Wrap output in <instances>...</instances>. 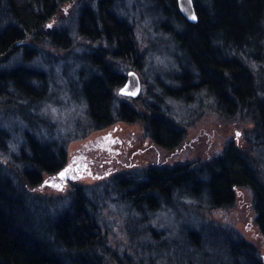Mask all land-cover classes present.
<instances>
[{
	"label": "trees",
	"instance_id": "1",
	"mask_svg": "<svg viewBox=\"0 0 264 264\" xmlns=\"http://www.w3.org/2000/svg\"><path fill=\"white\" fill-rule=\"evenodd\" d=\"M119 1L82 0L77 36L70 38L69 28L60 24L74 0H0V117H15L20 126H29L22 136L27 151H11L14 139L0 126V264H107L111 253L100 212L86 188L52 197L36 190L45 175L62 170L67 153L64 141H43L42 130L49 129L39 108L52 95L45 96L44 72L27 65L45 45L64 54L74 47L85 49L71 61L76 73L69 80H77L70 89L81 91L74 97L83 101L89 130L117 121L140 122L153 143L176 148L183 143L182 125L191 123L190 115H185L187 110L176 114L167 100L185 110L199 104L200 95L212 100L221 116L247 120L254 136L251 140L246 135L249 148L230 142L205 163L122 173L107 184L132 210L141 211L145 201L150 213L155 211L154 198L160 197L158 203L165 207L174 190L186 193L192 207L218 208L230 207L239 190L248 189L264 244V170L249 158L250 149H264V0H192L195 23L182 16L177 0H136L130 9L140 12L132 18L123 14ZM142 15L170 38L166 57L176 67L166 83H158L159 93L150 89L149 100L143 99L139 108L138 99L125 101L117 92L126 79L119 72L120 62L133 58L134 68L140 69L147 58L133 32V20ZM16 53L19 62L7 66ZM34 79L41 82L39 89L32 88ZM194 224L193 239L185 241L193 251L181 257L184 264H264V251L252 242L215 224L202 227L199 219ZM206 242L211 243L206 247Z\"/></svg>",
	"mask_w": 264,
	"mask_h": 264
},
{
	"label": "rangeland",
	"instance_id": "2",
	"mask_svg": "<svg viewBox=\"0 0 264 264\" xmlns=\"http://www.w3.org/2000/svg\"><path fill=\"white\" fill-rule=\"evenodd\" d=\"M81 1L74 0L75 3L72 7H66V17L60 24L69 28L70 38L77 36V10ZM124 1L118 2L123 14L132 18L135 13L138 17L139 8L135 7L136 10H131L136 0ZM143 15L133 20L137 21L133 32L136 43L147 58L140 64V69L134 68L133 58H129V63L121 61V70L119 71L125 75L129 70H134L140 77L141 91L137 96L136 107H139L143 99L149 100L150 89L159 93L158 83H166V77L176 67L171 62L172 58L166 57L171 53L167 51L170 38L161 34L158 31V26L155 27L152 21L144 19L146 15L144 17ZM49 25L54 29L57 24ZM39 48L37 56L31 59L27 65L44 72L47 81L45 96L52 95L51 100L48 103H43L40 106L41 109L39 108L40 114L46 118L44 127L49 129L42 130L43 141L46 143L51 140L64 141L70 161L80 154L86 162H89L91 173L82 176L75 184H79L78 189L86 188L88 190L91 201L97 205L96 209L100 212L97 214L99 223L102 231L107 235L108 245L111 248L107 264H184V259L181 257H186V255L188 257L193 251V246L185 245V241L193 239L190 232L196 229L194 223L197 219L205 224L202 227L215 224V226L229 230L231 236L238 235L264 251V244L260 238V227L256 222V212L252 205L253 196L248 189L241 188L239 196L230 207H192L191 201L187 197L184 198L186 193H180L175 212L168 209L171 208L170 204L165 205L166 210L160 206L157 207V201L153 200L155 211L150 213L145 210L146 205L143 203L145 201L140 206L141 211L135 212L123 200H118L114 194L115 190L111 189V185H108L109 181L118 174L129 175L131 172H139L140 168L154 163L170 165L184 162L205 163L209 159L217 157L230 142L242 149L249 148L246 135H249L251 140H254V136L250 131L253 127L247 120H244L240 115L221 116L214 111L213 101L200 95L199 104L195 103L185 110L182 105L173 102L172 99L167 100L169 108H173L176 114L182 116L187 110L185 115L188 113L190 115L188 119L191 121L187 124L184 123L185 119L182 120L183 130H185L183 143L171 150L156 146L146 135L140 122L126 124L117 121L105 129L89 130L88 127L85 128L83 101L74 97L75 94L80 96L81 91L73 92L71 91L73 88L70 89L72 84L76 86L77 80H74L75 77L72 83L69 80L71 73H76L75 64L72 65L71 61L76 56L79 57L83 54L85 49L82 46L74 47V50H71L69 54H64V51L53 49L50 45ZM168 50H171V46ZM59 55L60 57L66 56L60 58ZM19 56V53L12 55L6 65L13 66L15 62H19L17 59ZM258 80L262 82V80ZM31 82L33 83L32 88L39 89L41 87L39 80L34 79ZM119 96L122 100H128L126 97ZM75 121H79V124ZM76 125H78L77 128ZM0 126L6 128L10 138L14 139L15 143L11 146V151H17L20 147L23 151L29 149L22 137L23 129L26 130L29 126L28 128L20 126L17 118L8 116L0 117ZM108 139H113V141ZM257 140L259 138L255 139V141ZM249 158L254 160L259 171L264 170V149H260L259 146L250 149ZM106 174L107 178H105ZM45 179H47L46 175L43 180ZM51 179H55V177H50L47 180ZM98 186L104 189H98ZM54 187L57 186L52 184L50 189L46 191L41 189V191L52 197L74 190L70 186L64 187L62 191ZM206 230L208 229L202 230L203 236L208 232ZM200 242L202 243V241ZM210 243L203 244L207 247Z\"/></svg>",
	"mask_w": 264,
	"mask_h": 264
},
{
	"label": "flooded vegetation",
	"instance_id": "3",
	"mask_svg": "<svg viewBox=\"0 0 264 264\" xmlns=\"http://www.w3.org/2000/svg\"><path fill=\"white\" fill-rule=\"evenodd\" d=\"M128 99H130V98H128ZM135 99H137V98H135ZM108 140L113 141V139H108ZM154 144L156 146L160 147V148L161 147L164 148L163 146H160V145H158L156 143H154ZM164 149L171 150L169 148H164ZM76 157L77 158H73L70 161V159L68 158V154L66 153L65 158H67V161L65 160L66 163L63 164V166L61 167L62 170L60 172L56 173V174H51L50 176H47V179L50 178V177H55V179H51L50 180L51 186H52V184H54V186L60 187L62 189L64 187L66 188L68 186H70L71 189H74V188H78L79 187V184H75V183L78 182L82 176L84 177L85 175L90 174L92 169L90 168V166L88 164L89 162H86L84 160V157H82V155L78 154ZM68 160H69V162H68ZM74 163H78V164H74ZM184 163L189 164V165H192V164L194 165L195 164V163H192V162L191 163L190 162H184ZM184 163H173L172 165L165 164V163H154V164H151L150 166L148 165V166H145L143 168H140L139 172L140 173H143L144 171H147V170H149L151 168H162V166L173 167V165H176V164H184ZM203 168L204 167H202V169ZM61 173H64V175L61 176ZM107 174L105 175V178L108 177ZM126 175H128V174H126ZM109 176H111V175H109ZM156 198H157V200H156ZM156 198H154V200L157 201L156 202L157 206L162 207V209H166V207H163L161 205V203L160 204L158 203L160 197H156ZM167 198L168 199L166 201H169V202H166L165 201V198H163V200L167 204H170L171 205V209H169V208L168 209L171 212H175V210H176L175 206H177V203H178L177 201H178V198H179L177 192H175V190L173 192L171 191V194H169ZM141 200L142 199H139V201H141Z\"/></svg>",
	"mask_w": 264,
	"mask_h": 264
},
{
	"label": "water",
	"instance_id": "4",
	"mask_svg": "<svg viewBox=\"0 0 264 264\" xmlns=\"http://www.w3.org/2000/svg\"><path fill=\"white\" fill-rule=\"evenodd\" d=\"M177 6L187 21L192 23L197 21L192 0H177ZM125 77V82L118 88V94L123 97L136 98L141 91L140 77H138V74L134 70H129L125 74ZM131 93H135V95Z\"/></svg>",
	"mask_w": 264,
	"mask_h": 264
},
{
	"label": "bare ground",
	"instance_id": "5",
	"mask_svg": "<svg viewBox=\"0 0 264 264\" xmlns=\"http://www.w3.org/2000/svg\"><path fill=\"white\" fill-rule=\"evenodd\" d=\"M50 187H51L50 181H48L47 179H45V180H43V182L41 183V185L38 188H36V190L41 191V189H43V190L46 191L47 189H50ZM54 188L55 189H58L59 191H62L63 190L60 187H54Z\"/></svg>",
	"mask_w": 264,
	"mask_h": 264
},
{
	"label": "snow or ice",
	"instance_id": "6",
	"mask_svg": "<svg viewBox=\"0 0 264 264\" xmlns=\"http://www.w3.org/2000/svg\"><path fill=\"white\" fill-rule=\"evenodd\" d=\"M193 19H194V17H193ZM132 95H135V93H131ZM67 171V170H66ZM64 175V173H61V176H63Z\"/></svg>",
	"mask_w": 264,
	"mask_h": 264
}]
</instances>
